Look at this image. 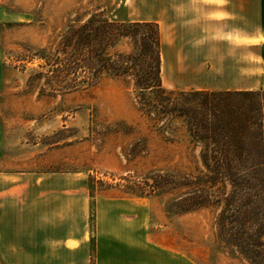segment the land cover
Listing matches in <instances>:
<instances>
[{
    "label": "rangeland",
    "instance_id": "374dc122",
    "mask_svg": "<svg viewBox=\"0 0 264 264\" xmlns=\"http://www.w3.org/2000/svg\"><path fill=\"white\" fill-rule=\"evenodd\" d=\"M123 2L0 0V173H15L19 182L69 173L70 182L88 183L91 209L97 200L122 199L126 206L120 209L141 215L150 236L165 237L160 242L196 263L248 264L220 240L216 212L177 211L186 208L180 202L190 191L181 174L201 173L200 150L185 124L163 125L149 115L134 80L112 77L96 57L90 22L96 23L98 14L131 22L134 12ZM86 25L87 41L71 34L73 29L86 35ZM117 51L136 52L127 38ZM244 55L248 85L264 88V75L259 81V73H250L264 47H246ZM260 63L264 67V60ZM180 77L168 74L164 88L174 90L168 80ZM0 264H5L1 255Z\"/></svg>",
    "mask_w": 264,
    "mask_h": 264
},
{
    "label": "crops",
    "instance_id": "0c3cea01",
    "mask_svg": "<svg viewBox=\"0 0 264 264\" xmlns=\"http://www.w3.org/2000/svg\"><path fill=\"white\" fill-rule=\"evenodd\" d=\"M123 3L134 12L131 22L158 25L162 83L168 74L181 76L168 80L171 89H264L248 85L244 55L246 47H264V0ZM254 59L259 64L249 71L259 73L261 81L264 56ZM2 137L0 129V150ZM15 175L0 173V255L5 264H23L25 259L28 264H198L160 242L165 237L150 236L141 215L120 209L126 206L122 199L97 200L91 209L88 183L70 182L69 173H54L40 182H19Z\"/></svg>",
    "mask_w": 264,
    "mask_h": 264
},
{
    "label": "trees",
    "instance_id": "16d2710c",
    "mask_svg": "<svg viewBox=\"0 0 264 264\" xmlns=\"http://www.w3.org/2000/svg\"><path fill=\"white\" fill-rule=\"evenodd\" d=\"M95 20L90 27L102 69L115 78L131 77L144 101L141 107L163 125L181 120L200 150V175L181 174L190 191L180 202L186 208L177 211L216 212L219 238L226 247L248 264H264V89L167 90L156 23L119 22L105 14ZM85 27L86 35L73 29L71 34L87 41L89 25ZM125 38L135 45L129 56L117 51ZM72 43L68 38L65 47Z\"/></svg>",
    "mask_w": 264,
    "mask_h": 264
}]
</instances>
